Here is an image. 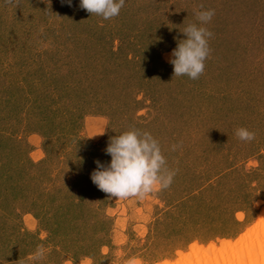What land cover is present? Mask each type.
<instances>
[{
  "label": "rangeland",
  "instance_id": "rangeland-1",
  "mask_svg": "<svg viewBox=\"0 0 264 264\" xmlns=\"http://www.w3.org/2000/svg\"><path fill=\"white\" fill-rule=\"evenodd\" d=\"M79 4L0 0V264L232 253L264 214V0H126L111 20ZM200 5L215 9L210 58L198 80L173 78L171 52ZM132 129L159 141L176 175L109 198L91 173Z\"/></svg>",
  "mask_w": 264,
  "mask_h": 264
},
{
  "label": "clouds",
  "instance_id": "clouds-1",
  "mask_svg": "<svg viewBox=\"0 0 264 264\" xmlns=\"http://www.w3.org/2000/svg\"><path fill=\"white\" fill-rule=\"evenodd\" d=\"M18 2V0H17ZM63 2V0H62ZM12 4L13 0H6ZM71 6V0H67ZM126 0H80L79 7L92 16L111 20L119 16ZM196 23L189 24L181 31L185 39H178L177 47L172 50L169 63L173 65V78L186 76L198 80L205 71L206 60L210 58L209 41L214 36L206 25L215 16V9L195 11ZM235 135L243 142L255 139V132L238 128ZM181 145L173 144L171 151ZM105 153L111 157L109 164L96 161L97 168L91 173L92 182L109 198L126 199L143 197L156 188H168L176 170L167 166L159 141L148 131L132 129L109 138ZM45 256L43 246H38L34 259L39 261Z\"/></svg>",
  "mask_w": 264,
  "mask_h": 264
},
{
  "label": "bare ground",
  "instance_id": "bare-ground-1",
  "mask_svg": "<svg viewBox=\"0 0 264 264\" xmlns=\"http://www.w3.org/2000/svg\"><path fill=\"white\" fill-rule=\"evenodd\" d=\"M255 235L250 236L232 253L215 254L213 248L205 254L192 255L187 262L177 264H264V214Z\"/></svg>",
  "mask_w": 264,
  "mask_h": 264
}]
</instances>
